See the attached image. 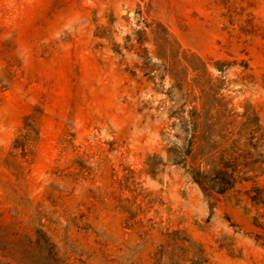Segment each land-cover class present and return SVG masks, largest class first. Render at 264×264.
Listing matches in <instances>:
<instances>
[{"label": "rangeland", "instance_id": "rangeland-1", "mask_svg": "<svg viewBox=\"0 0 264 264\" xmlns=\"http://www.w3.org/2000/svg\"><path fill=\"white\" fill-rule=\"evenodd\" d=\"M0 264H264V0H0Z\"/></svg>", "mask_w": 264, "mask_h": 264}, {"label": "trees", "instance_id": "trees-1", "mask_svg": "<svg viewBox=\"0 0 264 264\" xmlns=\"http://www.w3.org/2000/svg\"><path fill=\"white\" fill-rule=\"evenodd\" d=\"M141 33H143V31L139 30L136 34H141ZM131 39H132V37L130 35L127 36V40H131ZM157 39H158L157 40L158 42H156V44H157V47L160 51H164L165 53H168V52L173 50L174 43L170 39V34H169V32H167V30L162 37L157 36ZM137 42L139 44H142L141 38H137ZM21 146L23 148H26V144L24 142L21 144ZM17 147H19V143H18ZM221 174H222L221 180L219 182H216V180L214 179L215 183L210 185V187L212 189L216 190L219 193L225 192L226 190L233 187L237 183L236 169L226 168L225 170H223L221 172ZM245 179H247V178H245ZM210 181H212V180L209 179V183H210Z\"/></svg>", "mask_w": 264, "mask_h": 264}]
</instances>
